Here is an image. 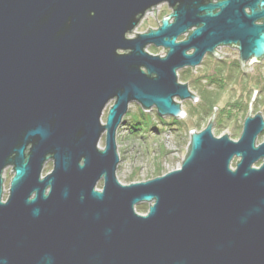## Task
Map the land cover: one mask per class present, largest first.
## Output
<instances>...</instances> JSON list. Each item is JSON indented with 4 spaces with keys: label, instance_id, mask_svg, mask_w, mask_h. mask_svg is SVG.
Instances as JSON below:
<instances>
[{
    "label": "water",
    "instance_id": "1",
    "mask_svg": "<svg viewBox=\"0 0 264 264\" xmlns=\"http://www.w3.org/2000/svg\"><path fill=\"white\" fill-rule=\"evenodd\" d=\"M163 3L156 28L128 36ZM220 46L245 71L264 57V0H0V264H264V119L250 102L237 140L213 134V113L180 168L116 177L129 104L180 118L176 98L196 95L177 71Z\"/></svg>",
    "mask_w": 264,
    "mask_h": 264
},
{
    "label": "rangeland",
    "instance_id": "2",
    "mask_svg": "<svg viewBox=\"0 0 264 264\" xmlns=\"http://www.w3.org/2000/svg\"><path fill=\"white\" fill-rule=\"evenodd\" d=\"M170 11L165 3L159 4L156 7L155 16L152 11L145 15L139 25L128 36L144 32L148 30V27L156 28L160 24L161 18ZM183 38L184 35H181L179 40ZM146 49L153 54H165V52H161L164 50L162 47L156 48L150 45ZM218 51L225 54L220 55V58H214L207 54L193 70L192 67H187L188 69L185 67L177 71L178 81L186 83L189 90L196 95V100L176 98V101L181 103V109L186 113L185 117L178 118L180 124H167L173 118L170 116H157L155 108L144 110L136 102L129 104L127 112L123 116L124 120L116 130V146L119 155L116 177L121 184L146 181L180 168L189 144L190 130H202L211 117L207 114L199 115L196 112L202 102V89L213 95L216 113L219 111L218 108L229 109L234 103L235 107L239 108L230 117H226V113H224L223 120L220 123H215L216 118H214L212 132L215 136H221L227 132L231 139L237 140L242 131L243 121L249 112V102L250 114L254 116L259 111L264 119V57L258 63L245 66V68L251 70L240 71L239 66L241 65H239V53L236 47L220 46ZM229 53L231 54L228 55ZM181 70L182 72L179 74ZM227 71L229 73L225 76ZM233 71L235 76L231 78L230 74ZM218 73L222 75L221 79L218 80L213 77L215 83H210V77L216 76ZM219 84H221V87ZM255 90L256 93L252 100ZM109 105L101 117L103 122ZM138 115L143 122V126L135 130L130 123L132 117ZM158 117L162 120H159ZM263 141L264 130L258 134L256 145ZM98 146L104 147V134L101 136ZM236 160L237 158H234L232 161L231 165L233 167ZM260 163L261 160L256 162L255 166L257 167ZM51 168L52 162L49 160L43 166L42 176L49 172ZM2 176L4 190L2 199L5 200L13 176L12 167L7 166L3 170ZM101 186L102 181L100 180L97 183V188H101ZM148 205V203L137 204L135 205V211L139 214H145Z\"/></svg>",
    "mask_w": 264,
    "mask_h": 264
},
{
    "label": "trees",
    "instance_id": "3",
    "mask_svg": "<svg viewBox=\"0 0 264 264\" xmlns=\"http://www.w3.org/2000/svg\"><path fill=\"white\" fill-rule=\"evenodd\" d=\"M239 65H240V62H239ZM239 67H240V71H244V69L241 66H239ZM186 69H188V68L186 67ZM180 72H182V70L179 71V74H180ZM228 73H229V71H227V73H225V76H227ZM234 74L235 73L233 71L230 74V77L233 78L235 76ZM221 76L222 75L219 74V73L216 76H211L210 77V83H215V81L213 80L215 78H217L218 80H220L221 79ZM213 77H215V78H213ZM230 79H228V80H230ZM219 86L221 87V84H219ZM201 97H202V102L200 104V107H198V109H196L197 110L196 112L199 113V115L200 114L201 115L202 114H207L209 116H211L213 113H215V118H216L215 123H220L223 120L224 113H226V117H230V116H232L233 112L236 113L239 110V108H236L235 107V103H234L229 109H225V108H220L219 109L218 108L219 111L216 113V110H214L215 103H214L213 95L210 94V93H208V92H206V90L202 89V91H201ZM156 115H157V113H156ZM185 116H186V113H185ZM218 119H220V121H218ZM159 120H162V119L159 118ZM170 120H171L170 123L168 122L167 124H172V125H178V124H180L179 119L173 118V119H170ZM130 124L132 125V127H134L135 130H137L140 126H143V122L140 120V116L139 115L138 116H133L132 119H131V123ZM134 129H133V131H134ZM173 129H174V127H173ZM134 135H136V133H134ZM187 150H186V153H187Z\"/></svg>",
    "mask_w": 264,
    "mask_h": 264
},
{
    "label": "built area",
    "instance_id": "4",
    "mask_svg": "<svg viewBox=\"0 0 264 264\" xmlns=\"http://www.w3.org/2000/svg\"><path fill=\"white\" fill-rule=\"evenodd\" d=\"M151 11L153 12L154 10L152 9ZM151 11L147 12V14L150 13ZM184 116H185V112H183V114L181 115V118L184 117Z\"/></svg>",
    "mask_w": 264,
    "mask_h": 264
},
{
    "label": "bare ground",
    "instance_id": "5",
    "mask_svg": "<svg viewBox=\"0 0 264 264\" xmlns=\"http://www.w3.org/2000/svg\"><path fill=\"white\" fill-rule=\"evenodd\" d=\"M99 189H101V188H99Z\"/></svg>",
    "mask_w": 264,
    "mask_h": 264
}]
</instances>
